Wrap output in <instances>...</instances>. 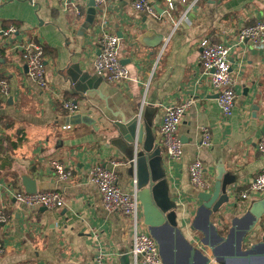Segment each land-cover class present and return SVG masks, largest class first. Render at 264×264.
<instances>
[{
    "label": "crops",
    "instance_id": "1",
    "mask_svg": "<svg viewBox=\"0 0 264 264\" xmlns=\"http://www.w3.org/2000/svg\"><path fill=\"white\" fill-rule=\"evenodd\" d=\"M75 1L82 10L79 18L67 0H0L2 26L16 24L43 38L49 80V87L41 88L28 75L13 42L0 47V78L10 84L8 94L0 92V204L9 215L8 224L0 226L5 241L0 264H90L99 248L113 255L108 264H131L125 217L105 207L88 168L120 159L119 184L128 190L134 179L137 185L151 179L159 151L178 206L174 219L184 237L163 264H264V215L252 228L245 216L264 196L242 208L214 211L212 226L200 204L191 213L175 196V190L183 200L196 193L188 170L196 159L212 184L224 171L245 189L264 171V152L257 148L264 132V49L242 43L233 51L237 97L227 119L201 64L202 40L232 44L243 26L264 19V0H195L192 10L178 5L171 16L166 0H150L161 8L160 18L134 9L132 0H107L95 14L89 0ZM87 17L93 22L83 29ZM102 29L123 34L120 57L134 80L119 84L98 76L93 60ZM188 98L193 103L178 130L184 159L169 162L159 139L165 108ZM67 99L96 119L95 126L69 123ZM123 116L138 118L142 142H127L112 126ZM203 125L211 131V147L200 145ZM52 157L74 165L71 180L57 179L48 162ZM24 178L34 180L37 191L58 189L67 204L44 209L18 202L9 193L14 187L27 191Z\"/></svg>",
    "mask_w": 264,
    "mask_h": 264
},
{
    "label": "built area",
    "instance_id": "2",
    "mask_svg": "<svg viewBox=\"0 0 264 264\" xmlns=\"http://www.w3.org/2000/svg\"><path fill=\"white\" fill-rule=\"evenodd\" d=\"M72 2L76 15L78 18L81 17L82 10L78 6L79 2L67 0V4ZM106 2L107 0H95L96 6L99 8ZM195 3V0H166L165 12L171 16L172 11L178 5H183L186 12H189L193 9ZM132 5L134 9L149 16L155 18L162 16L156 7L157 5L150 0H132ZM20 34L21 39H17ZM12 42V48L19 51L23 57L28 75L41 88H48L45 45L39 32L25 33L16 24L7 27L0 24V47L7 46L8 43L11 46ZM98 43L99 52L93 60L98 76L105 78L108 82L119 84L134 80L129 67L122 62L120 57L121 37L119 34L102 29L101 34L98 35ZM167 43L168 38H164L163 49ZM242 43H250L255 48L264 49V19H258L252 24L243 26L238 31L232 44L214 43L206 39L201 42V64L204 71L210 76L209 84L212 91L217 94L220 112L224 119L232 116L235 106L237 79L232 71L231 59L233 51ZM9 89V82L0 78V92L8 94ZM192 103V98H188L179 104H170L165 108L159 129V139L161 144L166 147V158L169 162H181L184 159V143L178 135V130ZM64 107L68 109L69 115L83 113L82 106L74 99H67L64 102ZM201 130V147H211L212 136L209 127L203 125ZM257 148L264 152V132L258 139ZM48 162L58 180L69 181L74 177L75 167L72 163L58 157H52ZM120 164H122V161L118 158H111L109 166L104 165L102 162L93 163L88 168V179L98 186L105 207L109 211H120L125 217L126 232L132 242L129 249L131 264H163L159 243L145 223L143 208L138 196L137 179L133 180L131 189L125 190L119 184L117 167ZM188 170L191 184L196 191H212L213 184L207 178L206 168L200 159L191 162ZM228 193L230 204L226 210H232L234 207L242 208L248 205L253 197L264 196V171L259 173L245 189H242L237 181L233 182L228 189ZM9 194L14 196L20 203L44 209L61 208L67 204L63 194L58 189L28 192L24 188L14 187ZM175 196L182 203V206H185L186 210L191 213L200 204L196 193L191 197H186L185 201L182 198L184 197L183 194L178 190H175ZM187 203L191 206L188 207ZM8 222L9 215L6 212V206L0 204V226L7 225ZM4 252L5 241L0 237V255ZM112 257L113 255L110 252L99 248L94 253L90 264H108V260Z\"/></svg>",
    "mask_w": 264,
    "mask_h": 264
},
{
    "label": "water",
    "instance_id": "3",
    "mask_svg": "<svg viewBox=\"0 0 264 264\" xmlns=\"http://www.w3.org/2000/svg\"><path fill=\"white\" fill-rule=\"evenodd\" d=\"M89 6L91 7V12L95 14V0H89ZM157 9L161 10V8L158 7ZM92 22L93 20L87 17L83 29L89 28V24ZM119 36L122 37L123 34L119 32ZM143 38L144 37H142V39ZM122 62L124 63L123 60ZM93 84L96 86V83L93 82ZM79 90L82 91V89ZM68 120L71 124L85 123L95 126L97 123V120L90 114L83 113L69 115ZM112 126L115 127L119 135L129 143L138 144V142L143 141L144 127L140 125L137 117L125 118L123 116L121 119L112 122ZM154 157H158L159 160L151 163V179L138 184V196L143 208L145 223L149 226L151 233L157 239L162 258L165 260L168 255L167 253L170 250L173 251L178 245L180 237H184L174 219V209H177L178 206L170 192L171 185L167 175L165 159L161 151ZM131 162H134V160H131ZM224 173V171L220 172L219 177H217V180L213 183L212 191H196V196L200 201L199 209L207 212V223L210 226L213 225L210 221V214L214 211L224 213L230 204L228 189L230 185L235 182V178H231L227 174L224 175ZM24 183L28 192L37 191L34 180L24 178ZM263 215L264 198L255 200L246 211L245 216L250 219L249 228H252ZM245 257H250V254L248 253ZM208 262L209 260H207V263ZM223 262H225V260Z\"/></svg>",
    "mask_w": 264,
    "mask_h": 264
},
{
    "label": "rangeland",
    "instance_id": "4",
    "mask_svg": "<svg viewBox=\"0 0 264 264\" xmlns=\"http://www.w3.org/2000/svg\"><path fill=\"white\" fill-rule=\"evenodd\" d=\"M262 224V223H261ZM260 228H261V226H260ZM264 229V228H263Z\"/></svg>",
    "mask_w": 264,
    "mask_h": 264
}]
</instances>
